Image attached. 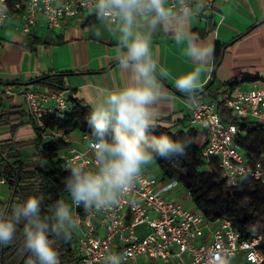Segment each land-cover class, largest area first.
<instances>
[{"label": "clouds", "instance_id": "9594fccd", "mask_svg": "<svg viewBox=\"0 0 264 264\" xmlns=\"http://www.w3.org/2000/svg\"><path fill=\"white\" fill-rule=\"evenodd\" d=\"M92 5L99 24L92 29L97 39L105 33L117 41L116 60L126 82L115 89L98 88L97 99L87 119L94 167L69 162L64 187L72 204L85 213L107 211L119 206L131 193L146 167L156 160L184 157L192 141L150 134L159 115L157 105L170 102L161 77L169 73L158 67L151 45L157 34H170L176 48L196 66L174 77L175 89L193 108L201 77L208 71L214 48L191 31L193 17L204 0H83ZM0 4V16H6ZM242 178H246L243 176ZM43 196H29L14 204L11 212L0 211V246L11 244L22 226V251L30 254L28 264H60L53 246L69 240L79 221L63 199L55 201L51 215H42ZM122 255L104 257V264H123ZM208 264H231L226 250H214Z\"/></svg>", "mask_w": 264, "mask_h": 264}, {"label": "built area", "instance_id": "2783aa9c", "mask_svg": "<svg viewBox=\"0 0 264 264\" xmlns=\"http://www.w3.org/2000/svg\"><path fill=\"white\" fill-rule=\"evenodd\" d=\"M202 15L215 8L216 0H204ZM7 15L0 16V24L16 21L25 36L44 20L48 29L57 30L63 20L95 14L92 5L83 0H0ZM8 95H21L31 121L42 128L44 135L64 137L71 146L63 151L65 166L69 162L94 167L89 150L90 135L73 137V133L45 129L48 101H53L54 113L71 108L67 90L47 88H14L3 85ZM198 107L191 106L190 124L201 126L208 134L203 149L206 160L217 158L229 187L252 178L264 183V159L251 161L238 142L240 133L234 121L224 122L217 103L197 98ZM227 105L235 118H248L264 125V82L242 84L227 94ZM53 113V112H52ZM246 176V178H242ZM9 185L5 174L0 186ZM188 191L177 179H162L144 170L131 193L107 211L82 213L73 205L72 213L79 221L73 233L72 264H104L110 254L122 255L123 264H208L214 250H226L231 264H264V230L257 229L244 236L228 218H210L199 212ZM147 226V229H144Z\"/></svg>", "mask_w": 264, "mask_h": 264}, {"label": "trees", "instance_id": "16d2710c", "mask_svg": "<svg viewBox=\"0 0 264 264\" xmlns=\"http://www.w3.org/2000/svg\"><path fill=\"white\" fill-rule=\"evenodd\" d=\"M214 10V9H213ZM209 25L213 24L208 17ZM98 21L95 14L85 18L84 24ZM213 29V28H211ZM2 40L0 39V42ZM49 46L51 43L38 36H29L26 46L37 48L39 45ZM228 45L217 43L215 47V65L222 62ZM73 71H49L37 78L28 86H13L14 88H47L49 90H67L68 77ZM35 79V78H34ZM264 79V75L256 78L234 76L223 82V89H213L212 80L202 87L197 98L209 99L217 103V110L224 122L234 121L240 130L238 142L243 153L251 161L264 159V125L248 118H235L227 105V94L248 81ZM71 108L67 111L46 115L45 129L58 131L65 135L75 131L90 135L87 119L91 106L75 96V90H70ZM28 121L34 129V137L30 140H17L15 135L19 127ZM10 125L12 137L0 140V177L5 174L12 189L11 197L0 203V211L11 212L14 204L23 203L29 196H43L42 215H51L55 201L63 199L73 205L64 187V180L69 175L66 169L63 151L71 146L64 137L44 135L42 128L37 127L29 118L24 105H13L8 111L0 112V127ZM150 134L168 135L174 140L192 141L184 157L170 160H156L161 170L162 179H177L191 193V197L199 212L210 218H228L239 228L244 236L254 232L256 220L264 214V183L247 178L237 186L229 187L219 166L217 158L206 160L203 149L209 137L205 129L191 127L174 130L173 127L156 123ZM30 149L29 156L24 157V150ZM84 213L83 208H78ZM71 239H58L54 243L60 264H72L75 252ZM22 226L18 229L11 244L0 246V264H28L30 254L22 251Z\"/></svg>", "mask_w": 264, "mask_h": 264}, {"label": "crops", "instance_id": "0c3cea01", "mask_svg": "<svg viewBox=\"0 0 264 264\" xmlns=\"http://www.w3.org/2000/svg\"><path fill=\"white\" fill-rule=\"evenodd\" d=\"M89 15L92 14L63 20L53 32L44 20H40L29 36L46 38L51 45L42 44L34 49L26 46L29 36L23 34L16 21L0 24V81H28L52 70L73 71L67 79L69 89L75 90V96L84 99L91 107L96 102L98 88L122 87L126 74L121 72L115 58L117 41L107 33L104 39L95 38L92 29L98 26L99 21L84 24ZM210 16L213 20L211 25L208 22ZM191 31L214 48L208 71L201 77L202 87L212 80L213 89L221 91L223 82L234 76L256 78L264 75V0H216L214 10L204 15L201 11L193 17ZM217 43L228 46L222 62L215 65ZM151 49L158 67L169 73L161 79L167 94L173 98L170 102L157 105L159 115L156 123L173 127L174 130L191 128V101L175 89L174 77L193 70L196 65L175 47L170 34L154 36ZM263 82L264 79H256L243 84ZM2 90L3 85L0 84V112L8 111L13 105L25 106L21 95L11 96ZM46 105L50 108L49 112L54 113L53 101H48ZM196 128L204 129L201 126ZM1 129L6 131H0V140L12 137L10 125ZM79 134L80 131H75L73 137ZM33 137L34 129L28 121L19 127L15 135L17 140H30ZM30 153V149H25L24 157ZM148 172L161 177V172ZM11 195L9 185L0 186V203Z\"/></svg>", "mask_w": 264, "mask_h": 264}, {"label": "rangeland", "instance_id": "374dc122", "mask_svg": "<svg viewBox=\"0 0 264 264\" xmlns=\"http://www.w3.org/2000/svg\"><path fill=\"white\" fill-rule=\"evenodd\" d=\"M237 73H239V72H237ZM236 75H238V74H236ZM0 131L2 133H4L6 130L1 129ZM146 169L148 171L153 170L154 172H157V173L161 172V170L159 169L158 163L156 161H154V163L152 165L146 167ZM187 200H189V201H186L187 206L193 207L195 205L194 202L192 200H190L189 198ZM255 226L257 227V229H260V230L263 229L264 230V214H263V216L259 217L256 220ZM147 228H148L147 226H144V229H147Z\"/></svg>", "mask_w": 264, "mask_h": 264}, {"label": "water", "instance_id": "95a60500", "mask_svg": "<svg viewBox=\"0 0 264 264\" xmlns=\"http://www.w3.org/2000/svg\"><path fill=\"white\" fill-rule=\"evenodd\" d=\"M40 78H35V79H32V80H28V81H20V80H3V81H0V84L2 85H14V86H28V85H31L33 83H35L36 81H38ZM214 79V77H213Z\"/></svg>", "mask_w": 264, "mask_h": 264}]
</instances>
